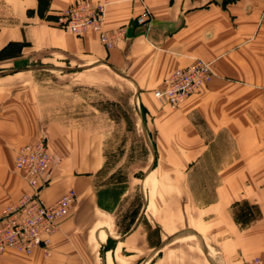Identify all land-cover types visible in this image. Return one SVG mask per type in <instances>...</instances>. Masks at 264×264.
I'll use <instances>...</instances> for the list:
<instances>
[{
    "label": "crops",
    "instance_id": "crops-1",
    "mask_svg": "<svg viewBox=\"0 0 264 264\" xmlns=\"http://www.w3.org/2000/svg\"><path fill=\"white\" fill-rule=\"evenodd\" d=\"M80 1L0 0V210L28 189L13 170L17 150L42 138L62 160L44 200L77 194L50 257L7 250L0 264L264 259V0H107L105 32L125 34L110 49L96 33L58 26ZM145 11L151 20L140 25ZM195 59L213 63L209 84L177 109L154 97ZM40 65L107 66L131 83L151 133L147 170L133 177L139 186L99 185L104 158L93 138L42 118L26 86Z\"/></svg>",
    "mask_w": 264,
    "mask_h": 264
},
{
    "label": "rangeland",
    "instance_id": "rangeland-1",
    "mask_svg": "<svg viewBox=\"0 0 264 264\" xmlns=\"http://www.w3.org/2000/svg\"><path fill=\"white\" fill-rule=\"evenodd\" d=\"M32 74L33 80L26 86L32 100L40 106L42 118L60 122L79 137H92L94 147L103 154L99 185L111 182L115 193L119 187L125 190L139 186L133 184V177H143L147 170L150 150L145 139L151 133L144 128L142 110L131 83L107 66L74 72L73 68L40 65ZM20 89L23 87L18 85L17 90ZM54 154L60 165L61 157ZM131 198L133 201V194ZM50 249L52 252V241Z\"/></svg>",
    "mask_w": 264,
    "mask_h": 264
},
{
    "label": "built area",
    "instance_id": "built-area-1",
    "mask_svg": "<svg viewBox=\"0 0 264 264\" xmlns=\"http://www.w3.org/2000/svg\"><path fill=\"white\" fill-rule=\"evenodd\" d=\"M107 5V0H82L63 10L58 15L57 24L66 32L78 36L96 33L104 46L114 48L125 34L122 31L113 34L105 32ZM150 20V13L145 11L137 18V23L148 25ZM213 75V63L195 59L191 66L178 69L168 76L163 86L153 91V95L171 109H177L209 84ZM59 163L58 156L51 152L46 139L17 150L14 171L28 189L17 202L0 211V255L7 250L31 255L40 248L46 257L51 256L52 237L77 201L73 189L53 204L46 203L43 198L42 193L50 184ZM245 264H264V259L249 260Z\"/></svg>",
    "mask_w": 264,
    "mask_h": 264
}]
</instances>
